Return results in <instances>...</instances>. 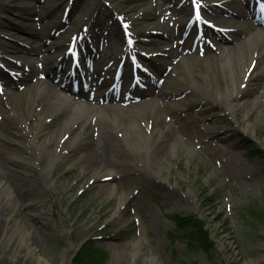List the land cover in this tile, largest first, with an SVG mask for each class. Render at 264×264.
<instances>
[{"label":"rangeland","instance_id":"374dc122","mask_svg":"<svg viewBox=\"0 0 264 264\" xmlns=\"http://www.w3.org/2000/svg\"><path fill=\"white\" fill-rule=\"evenodd\" d=\"M62 8L72 9V19L82 17L75 29H68ZM112 9L117 14L106 22L105 13ZM201 20L232 24L226 33L232 40L223 44L231 67L214 62L213 56L222 54L219 48L209 52L205 39L212 41L211 30L200 33ZM86 23H92L91 34L82 46L87 55L97 56L88 65L70 52L83 53L77 34L88 35ZM126 27L137 36L160 32L152 36L155 42L143 36L152 43H137L144 55H134V62L125 49ZM5 30L24 38L39 33L66 39V46L47 47L53 58L46 62L27 67L8 62L0 69L6 71L0 74V175L6 174L0 187V264H73L89 240L108 252L107 264H130L136 243L158 264H264V216L258 213H264V157L247 148L249 142L264 155V58L249 62L244 54L241 62L239 54L247 48L234 50L236 40L253 37L258 46L264 44V36H256L264 26L250 16L244 0H0V39L11 44ZM0 54L13 60L23 55ZM178 59L193 70L177 66ZM76 63L75 84L86 97L77 101L92 107L87 132L95 139L103 133L115 138L102 161L101 182L88 171L81 173L84 165H75L84 162V146L80 152L66 150L80 124L65 128L67 119L40 115L38 98H31L40 84L55 89L52 70L64 68L68 75ZM92 69L106 78L113 72L122 81L105 102L98 98L109 89L89 80ZM160 83L168 84L166 96L154 91ZM232 85L240 93L233 106L224 99ZM212 87L215 94L205 93ZM42 99L51 105L50 96ZM126 131L134 133L133 141ZM38 132L43 137L28 151ZM29 155L27 164L23 159ZM115 210L119 215L113 216ZM175 216L197 217L205 224L216 245L211 254L188 248ZM18 222L21 234L10 235Z\"/></svg>","mask_w":264,"mask_h":264},{"label":"bare ground","instance_id":"6f19581e","mask_svg":"<svg viewBox=\"0 0 264 264\" xmlns=\"http://www.w3.org/2000/svg\"><path fill=\"white\" fill-rule=\"evenodd\" d=\"M250 3H248L249 5ZM201 5V4H200ZM247 5V7H248ZM98 10V8H96ZM116 9H120V7H116L115 11H117ZM60 10V6H57L55 9V13L54 16L57 15V12ZM63 12H64V16H65V23L70 24V26H68V29H75L77 27V23L80 22V20H82V17H77V18H70V13H67L63 8H62ZM121 10V9H120ZM250 10V16L254 17V15L258 14L253 6V8H249ZM113 9L109 10L105 13V19L106 22H108L107 20H112V16L113 14H117ZM95 12V17L97 18L96 15L99 14V12H97L96 10ZM216 10L212 9V14L216 15L217 13H215ZM84 14H86L85 12H83ZM122 17V14H118ZM100 16V14H99ZM126 18V16H123ZM151 18H154L152 16H150ZM91 17L88 18V21ZM89 23V22H88ZM112 23V22H110ZM92 24V23H90ZM85 26H83L84 28H87V23L84 24ZM8 29H12L11 27H8ZM126 29L128 30V27H126ZM14 30V29H13ZM151 31V32H150ZM150 31H142V35L137 36V35H131L130 37H136L135 42L144 44V43H152L155 42L158 38L152 37V36H159L160 32L155 31V29L150 30ZM17 32H25L22 29L17 30ZM17 32L15 33H10L9 30H5V36H8L7 38H9V41L11 42V44L8 43V41H3L0 39V46H2L6 52L8 53H22L23 55H19L17 59V62H15L16 66L19 67H27L30 66L34 63H38L39 61H37L39 59V56L43 57V62H46L48 60H51L53 57L46 54L47 50H49V48L47 47H52V48H63V46H66V39L65 41H59L57 40V38H52L49 37L48 39H51V41L53 42L52 45H45L48 44L46 43V40H48L47 38H44L43 36H41L39 33H28L29 37L28 38H24L21 35L17 34ZM3 33L0 31V36ZM129 34V32H128ZM78 40L81 43L79 48L82 52H84V48H83V43L86 45L87 44V37L84 35L83 32H79L78 34ZM144 37H149V38H153L152 41L151 40H146L143 39ZM257 37H262L264 36V32L263 30H258V32L256 33ZM82 37H84V39H82ZM71 39V38H70ZM255 39V38H254ZM25 40V41H24ZM72 40V39H71ZM83 40V41H82ZM222 43H228L230 42L232 39H227V37L222 36L220 38ZM236 40V39H235ZM69 41V38H68ZM23 42V43H22ZM26 42V43H24ZM259 42V41H258ZM258 42L256 41L254 43L253 41V37L251 38H246V40L243 41H238L236 40V45L234 46V50L238 51L237 49L239 47H241L242 50V46L244 45L247 48L246 53H243V51L239 54L241 57V62H243V55L245 54L246 57H248L249 62H258V60H260L261 58H264V44H260L258 46ZM239 43V44H238ZM53 45H55V47H53ZM83 48V49H82ZM219 51L222 54V56H213L214 62L218 64V67H222V68H227V67H231L232 63L229 60L228 56H227V52H228V48L225 45H221L219 47ZM144 52L142 51V49L140 47L133 49L130 51V55H131V60L134 62L136 61V59H134V55H144ZM76 57L78 59H82L83 58V53H81L80 55H76ZM5 58V57H3ZM0 57V62L2 61V59ZM178 58V57H177ZM10 59V58H9ZM82 61V60H81ZM177 62V66L180 65L184 66L185 69H187V67H190V69L187 70H193L191 66H189L187 64V62L185 61V59H181ZM192 62L194 63V60H192ZM180 63V64H179ZM208 63V61L206 62ZM196 64L201 66V69L203 70V66L202 63H200L199 61H196ZM188 65V66H187ZM138 67V65L136 66V68ZM138 69V68H137ZM136 69V71H138ZM178 70H180V68H177ZM175 69V71L177 70ZM100 74H96L97 79H100L101 81H98V84H106L107 85V80L106 78H101V76H99ZM50 76H51V81L55 83L57 88V94L55 92V89L53 90L52 87L46 85V84H40L39 88L37 89V91L33 92L35 93V95H31V98H38V102L35 105V109H40L39 111L42 112V114L40 113V115H45L46 117H48L49 119H60V121L66 120V122H63V127L65 128H70V126L72 125H77L78 123L80 124V126L78 127L77 130V137L71 142L67 143V148L66 150H72V151H78L80 152L81 147L84 146L83 151L86 152V150H88L87 154L84 157V162L80 163L79 161L75 164V165H84L83 166V170L81 173H84L86 171H88V173H90L93 178L92 179H96L95 182H101V178H103V176H101V172L103 170V166L104 163H102V161H104L105 158L109 157V152L110 150L113 148L114 144L113 142H115V138H113L112 136H109L108 134L103 133L102 135H100V137L98 139H95L94 137H91L90 133L87 132L86 127L88 126V124L90 123L91 119H92V114H91V109L92 107L89 105H84L81 104L80 102H78L77 100L71 99L66 97L65 95H62V92H66L69 89L66 86H61L60 83H57L56 80L62 79L63 81L66 80V75L64 74V68L58 70L54 69L50 72ZM261 78L264 79V71L261 69V74H260ZM64 77V78H63ZM234 78V76H233ZM201 79V78H199ZM247 77L244 78V80H246ZM250 81V79H247V81ZM201 81V80H200ZM246 81V82H247ZM235 83V82H234ZM168 84H158L154 89V91L159 92L160 91V96L164 95L166 96L168 93L166 92V89H168L167 87ZM196 88V87H195ZM231 91L230 89L228 90V92H226L224 95V99L227 102H230L231 100V104L232 106L235 104V102L238 100V98L240 97V93L237 91V89L235 88L234 85H232L231 87ZM165 90V91H162ZM153 91V92H154ZM205 93H209L211 95L215 94V90L214 87L210 88L209 90L206 88ZM152 92V91H151ZM200 92V90H199ZM50 96V101H51V105L48 104L46 101L43 102L44 96ZM151 95H154L153 93ZM109 97V96H108ZM107 97V98H108ZM106 99V97H101L100 101H104ZM214 100V105H217L216 107H219L221 102L217 99H213ZM212 105V104H210ZM52 107V108H51ZM72 109L74 111L73 115H70L68 113V110ZM34 113L37 112V110L32 109ZM127 133L125 134L127 139L132 140V135L134 134L133 132L130 131H126ZM76 135V134H75ZM43 137L39 132L36 133V136L34 139H30V146H32L31 148L28 149V151H32L34 150V144L36 139ZM12 141H16V140H12ZM16 142L21 143V140H18ZM46 142V141H45ZM23 143V142H22ZM24 144V143H23ZM28 146V144H27ZM65 150V149H64ZM41 151V150H40ZM84 152V153H85ZM27 164L30 162V155L28 157H25L23 159ZM3 175L6 174H2L0 175V187H4V180H3ZM83 180V179H82ZM99 185V184H97ZM119 215V211L115 210L114 215L116 216ZM22 223L18 222L14 227L11 228L10 230V235L11 233H15V234H21L22 232ZM1 234V233H0ZM132 246V252L130 255V259H131V263L130 264H135L136 262H138L139 264H158L157 259L155 257H152L151 255H147L145 253H143L141 251L140 245L139 243L133 244ZM137 263V264H138Z\"/></svg>","mask_w":264,"mask_h":264},{"label":"trees","instance_id":"16d2710c","mask_svg":"<svg viewBox=\"0 0 264 264\" xmlns=\"http://www.w3.org/2000/svg\"><path fill=\"white\" fill-rule=\"evenodd\" d=\"M248 144V150L254 156L264 157L263 153ZM261 217L264 216L262 211L258 212ZM173 221L183 231L184 237L191 250H198L205 254H211L216 245L210 237V232L206 229L205 224L197 217L181 218L175 216ZM108 252L100 247L94 240L85 242L74 257L73 264H107Z\"/></svg>","mask_w":264,"mask_h":264}]
</instances>
